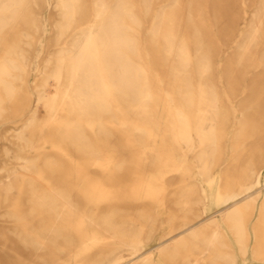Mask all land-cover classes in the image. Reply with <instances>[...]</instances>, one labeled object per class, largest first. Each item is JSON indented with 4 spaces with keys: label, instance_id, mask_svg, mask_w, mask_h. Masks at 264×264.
Returning a JSON list of instances; mask_svg holds the SVG:
<instances>
[{
    "label": "bare ground",
    "instance_id": "bare-ground-1",
    "mask_svg": "<svg viewBox=\"0 0 264 264\" xmlns=\"http://www.w3.org/2000/svg\"><path fill=\"white\" fill-rule=\"evenodd\" d=\"M0 142V264H264V0H0Z\"/></svg>",
    "mask_w": 264,
    "mask_h": 264
},
{
    "label": "rangeland",
    "instance_id": "rangeland-1",
    "mask_svg": "<svg viewBox=\"0 0 264 264\" xmlns=\"http://www.w3.org/2000/svg\"><path fill=\"white\" fill-rule=\"evenodd\" d=\"M1 143L2 142H0V145H1ZM262 173V174H261ZM263 175H264V165H262L260 168H259V182H258V186H260V185H262L263 183H264V181H263ZM221 225H223V223L221 222ZM223 227H224V225H223ZM165 228V227H164ZM163 228V229H164ZM154 245H156V240L155 239H153V241L148 245V246H146V248H148V247H152V246H154ZM151 255H152V257H153V259H157L158 260V258H159V256H158V254H157V252L156 251H152V253H151ZM130 257L129 256H127V255H125V257H124V259L122 260L123 262L124 261H127L128 259H129ZM238 258V260H237V262L235 263V264H253V262L251 263L250 261H244V260H242L239 256L237 257Z\"/></svg>",
    "mask_w": 264,
    "mask_h": 264
}]
</instances>
